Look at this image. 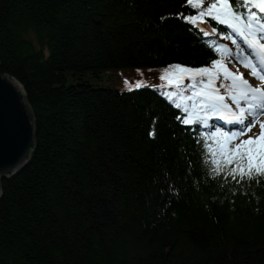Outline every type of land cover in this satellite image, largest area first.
I'll use <instances>...</instances> for the list:
<instances>
[{
	"label": "trees",
	"instance_id": "1",
	"mask_svg": "<svg viewBox=\"0 0 264 264\" xmlns=\"http://www.w3.org/2000/svg\"><path fill=\"white\" fill-rule=\"evenodd\" d=\"M184 3L0 0V73L35 126L29 162L1 182L0 264H264V177L222 189L179 110L127 77L101 84H166L169 65L216 58L177 18L194 14Z\"/></svg>",
	"mask_w": 264,
	"mask_h": 264
},
{
	"label": "snow or ice",
	"instance_id": "2",
	"mask_svg": "<svg viewBox=\"0 0 264 264\" xmlns=\"http://www.w3.org/2000/svg\"><path fill=\"white\" fill-rule=\"evenodd\" d=\"M189 6L194 14H176L192 26L189 31L197 30L203 37H214L222 29L227 30L222 38L236 45V51L216 39L205 40L210 53L217 57L210 59L206 66L169 65L159 77L166 84L150 85L138 80L130 85L125 80V89L131 92L152 88L170 107L179 110L175 120L186 126L185 130L195 133L207 176L212 180L220 177V187L232 185L235 194L254 178L259 184L264 177V121L260 119L264 116V89L252 86L239 69L233 73L223 64V59L232 57L234 66L239 63L251 69V76L264 81V43L261 42L264 41V0H185L182 7ZM206 17L217 26H207L210 22ZM169 69L181 72L170 73ZM170 75L176 78L169 79ZM258 123V134L240 140ZM155 135L153 127L149 136L154 139ZM236 140L240 143H234ZM168 190L175 192L171 184Z\"/></svg>",
	"mask_w": 264,
	"mask_h": 264
},
{
	"label": "water",
	"instance_id": "3",
	"mask_svg": "<svg viewBox=\"0 0 264 264\" xmlns=\"http://www.w3.org/2000/svg\"><path fill=\"white\" fill-rule=\"evenodd\" d=\"M35 126L25 91L0 73V196L2 180L22 170L35 148Z\"/></svg>",
	"mask_w": 264,
	"mask_h": 264
},
{
	"label": "rangeland",
	"instance_id": "4",
	"mask_svg": "<svg viewBox=\"0 0 264 264\" xmlns=\"http://www.w3.org/2000/svg\"><path fill=\"white\" fill-rule=\"evenodd\" d=\"M127 77L132 83H135L138 80H141V77L132 76L129 71H120V72H110L109 74L103 75V81L101 84L105 87L120 88V83L123 81V78ZM259 127H256L251 133L258 134L260 132Z\"/></svg>",
	"mask_w": 264,
	"mask_h": 264
}]
</instances>
